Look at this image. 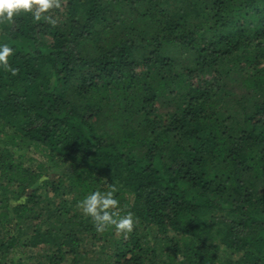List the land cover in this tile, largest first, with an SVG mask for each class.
I'll return each mask as SVG.
<instances>
[{
  "label": "trees",
  "instance_id": "trees-1",
  "mask_svg": "<svg viewBox=\"0 0 264 264\" xmlns=\"http://www.w3.org/2000/svg\"><path fill=\"white\" fill-rule=\"evenodd\" d=\"M57 5L0 23V264H264V0Z\"/></svg>",
  "mask_w": 264,
  "mask_h": 264
},
{
  "label": "clouds",
  "instance_id": "clouds-1",
  "mask_svg": "<svg viewBox=\"0 0 264 264\" xmlns=\"http://www.w3.org/2000/svg\"><path fill=\"white\" fill-rule=\"evenodd\" d=\"M55 6H58L57 0H0V23L11 21L21 12L31 13L33 19L39 20L42 13ZM46 19L55 23L50 17ZM12 53L13 49L7 43H0V65L8 67V57ZM114 192L115 188L107 192L91 191L80 201V206L92 218L98 231H102L105 225H114L117 231L130 232L133 227L131 215L117 218V213L110 211L118 205Z\"/></svg>",
  "mask_w": 264,
  "mask_h": 264
}]
</instances>
